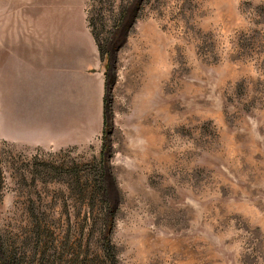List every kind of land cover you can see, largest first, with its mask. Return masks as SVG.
<instances>
[{
	"label": "rangeland",
	"instance_id": "obj_1",
	"mask_svg": "<svg viewBox=\"0 0 264 264\" xmlns=\"http://www.w3.org/2000/svg\"><path fill=\"white\" fill-rule=\"evenodd\" d=\"M0 264H264V0H0Z\"/></svg>",
	"mask_w": 264,
	"mask_h": 264
},
{
	"label": "crops",
	"instance_id": "obj_2",
	"mask_svg": "<svg viewBox=\"0 0 264 264\" xmlns=\"http://www.w3.org/2000/svg\"><path fill=\"white\" fill-rule=\"evenodd\" d=\"M70 70L71 68H69L68 71ZM64 84L65 86L62 85V88H61V83L58 86L52 84L51 98L47 100L50 106L51 105L58 106V107L61 106L62 108H64L66 104L64 106L62 105L66 103L67 100L69 102H72L74 101L73 96L77 98L80 95V89L75 84H71L68 80ZM28 85H27V90H28L27 97L22 95L21 97L17 98L19 102V108L22 111H25V110L34 111L40 99H42V97L39 95L38 90L36 88L37 85L34 86L32 89H29ZM41 104L43 103H39V107H41Z\"/></svg>",
	"mask_w": 264,
	"mask_h": 264
}]
</instances>
